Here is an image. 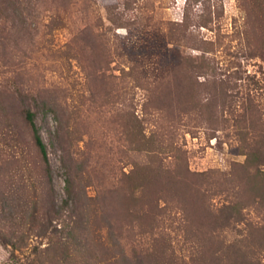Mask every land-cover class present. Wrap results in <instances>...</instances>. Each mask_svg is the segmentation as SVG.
Instances as JSON below:
<instances>
[{
  "label": "rangeland",
  "instance_id": "obj_1",
  "mask_svg": "<svg viewBox=\"0 0 264 264\" xmlns=\"http://www.w3.org/2000/svg\"><path fill=\"white\" fill-rule=\"evenodd\" d=\"M0 264H264V0H0Z\"/></svg>",
  "mask_w": 264,
  "mask_h": 264
},
{
  "label": "trees",
  "instance_id": "obj_2",
  "mask_svg": "<svg viewBox=\"0 0 264 264\" xmlns=\"http://www.w3.org/2000/svg\"><path fill=\"white\" fill-rule=\"evenodd\" d=\"M26 119H27L28 123L31 126V129H32V132H33L34 142H35L36 146L38 147V150H39L43 160L47 161V153H46L45 144L43 143L42 138H41L40 134L38 133V130H37L35 124H34L33 115H32V113L30 111H27ZM150 143L152 144V140H151ZM151 171L153 173H155L154 168H151Z\"/></svg>",
  "mask_w": 264,
  "mask_h": 264
}]
</instances>
